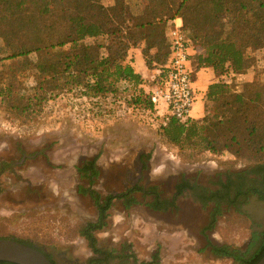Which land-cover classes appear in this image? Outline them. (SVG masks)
Instances as JSON below:
<instances>
[{"label": "trees", "instance_id": "obj_1", "mask_svg": "<svg viewBox=\"0 0 264 264\" xmlns=\"http://www.w3.org/2000/svg\"><path fill=\"white\" fill-rule=\"evenodd\" d=\"M103 1L0 0L7 21L3 24L0 19L3 106L33 121L43 105L60 96L85 99L91 107H98L99 116L105 111L102 105H110L108 100L112 98L113 104L121 102L129 108L158 112L162 136L179 149L239 155H245L244 149L255 151L259 157L254 159L259 164L251 172H239L237 180L228 173L227 180L220 183L222 191L199 195L204 206L216 203L204 233L215 229L223 202L235 207L240 198L251 193L264 199V190L254 185L264 186V86L245 84L237 93L220 79L250 70L254 66L252 53L264 49V0H114V5L108 7ZM177 16L183 19L185 35L191 42V62L196 60L198 68H213L217 76L205 94V99L216 103L217 108L214 116H204L203 123L200 119L180 123L161 112L150 99V90L166 76L170 56L166 34ZM135 51H141L148 71L153 72L149 81L134 67ZM29 79L34 86L26 85ZM98 159L96 156L77 166L90 184L87 189L79 185V193L90 196L98 211L97 220L80 228V235L93 253L88 264H104L117 257L114 250L100 247L97 236L109 227L114 199L119 198L103 197L91 188L101 175ZM150 160L148 154L146 161ZM252 174L263 180L248 179ZM191 184L183 175L171 199L162 198L157 187L135 186L128 191L131 201L127 208L137 203L132 195L139 192L150 199L146 203L150 209L170 211L176 208L179 197L193 189ZM204 237L206 244L201 252L210 250L217 259L257 264L264 257V232L253 235L246 249L215 244L205 234ZM257 245L256 252L250 255ZM46 256L57 264L50 255ZM125 258L135 264H160L159 250L151 256V262H139L134 254Z\"/></svg>", "mask_w": 264, "mask_h": 264}, {"label": "rangeland", "instance_id": "obj_2", "mask_svg": "<svg viewBox=\"0 0 264 264\" xmlns=\"http://www.w3.org/2000/svg\"><path fill=\"white\" fill-rule=\"evenodd\" d=\"M102 3L108 7L114 0ZM5 18L0 9L3 24L7 23ZM252 56L254 66L250 70L220 78L231 91L240 93L245 84L264 86V49ZM152 76L150 70L148 81ZM26 85L32 87L34 82L29 79ZM203 101L202 123L204 116H214L217 108L205 96ZM108 102L111 104L102 105L105 111L99 116L98 107H91L85 99L60 96L43 105L39 116L30 121L6 109L0 99V238L42 248L57 264H88L93 254L80 228L96 219L97 210L90 198L77 195L75 166L82 158L98 156L101 177L97 189L102 194L119 193L136 181L133 162L143 151L151 154V160L141 185L157 187L162 198L171 199L175 184L185 175L196 191L179 197L176 208L168 212H153L144 206L125 210L122 201H115L110 225L98 233V238L100 247L114 250L117 257L104 264H135L125 258L130 254L139 262H151L158 250L160 264H236L213 257L210 250L201 252L206 244L204 234L215 244L246 249L253 235L264 232V199L251 193L240 198L235 207L223 202L215 229L204 233L216 203L204 206L199 195L222 191L220 183L227 173L234 174L236 180V172H251L259 164L254 159L256 152L244 149L245 155H239L179 149L162 136L158 112L129 108L121 102L113 104L112 98ZM248 179L263 180L255 174ZM254 185L264 190V186Z\"/></svg>", "mask_w": 264, "mask_h": 264}, {"label": "built area", "instance_id": "obj_3", "mask_svg": "<svg viewBox=\"0 0 264 264\" xmlns=\"http://www.w3.org/2000/svg\"><path fill=\"white\" fill-rule=\"evenodd\" d=\"M166 39L170 51L168 69L164 80L150 90V99L161 112L186 124L194 119L199 92L191 67V42L185 35L181 17L172 20Z\"/></svg>", "mask_w": 264, "mask_h": 264}, {"label": "flooded vegetation", "instance_id": "obj_4", "mask_svg": "<svg viewBox=\"0 0 264 264\" xmlns=\"http://www.w3.org/2000/svg\"><path fill=\"white\" fill-rule=\"evenodd\" d=\"M38 153H36V155H37ZM148 156V154H147V152H143V151H139L138 152V154L136 155V157H135V159H134V162H133V165H134V167H135V169H136V171H137V173H138V175H137V179H136V181L134 182V183H130L129 185H127L126 187L127 188H125V190L123 191V192H119V193H114V192H110V191H107V193H105V194H102L98 189H97V185L99 184V182H98V180H100L99 178L101 177V175H100V177L97 179V182H96V184L94 185V186H92L91 188H93L94 190H97L103 197H107V196H109V195H113V196H117V197H119V198H116V199H114V202L115 201H117V200H119V201H122L123 202V206H124V208H125V210H129V209H131V208H133V207H138V206H144V207H146V208H148V209H150L147 205H146V203H147V201H146V199L147 198H145V196H144V194L143 193H136V194H134V196L132 195V197H134V199L137 201V203H135V204H133V205H131L129 208H127V205L130 203V201H131V194H129L128 193V191L129 190H131V189H133L135 186H139V187H143V188H145V189H148V188H150L151 186H149L148 184H144V185H141V180H142V178H143V173L148 169V167H149V161L147 162L146 161V157ZM26 159V157H24L23 158V161ZM89 159H91V158H89ZM88 158H82L81 160H79V162L77 163V165L75 166V169H76V172H77V185H76V193H77V195L78 196H82V197H88V198H90L91 199V201L93 202V204H94V206H95V203H94V201H93V199L90 197V196H85V195H83V194H81V193H79V190H78V186L79 185H81V186H83L84 188H89L90 187V184H89V181H88V179H86V178H83V175H81L80 173H79V171L77 170V166H82V165H84L85 164V162L87 161V160H89ZM146 167H147V169H146ZM228 174V173H227ZM227 174H226V180H227ZM238 175H240L239 173H237L236 172V176L238 177ZM233 178V177H232ZM225 180V181H226ZM237 180V179H236ZM224 181V182H225ZM180 181H178L176 184H175V187H176V185L179 183ZM192 185V187H193V189L190 191V192H195L196 191V186L194 185V184H191ZM175 187H174V190H175ZM138 197H140V199L138 198ZM113 205H114V203H113ZM95 208H96V206H95ZM113 208V207H112ZM96 210H97V208H96ZM112 210V209H111ZM150 210H152V209H150ZM153 212H160V211H154V210H152ZM168 212V211H167ZM97 218H98V211H97V217H96V219L95 220H97ZM95 220H91V221H95ZM88 222V221H87ZM97 236H98V234H97ZM82 237V236H81ZM83 238V237H82ZM84 239V238H83ZM85 240V239H84ZM86 241V240H85ZM99 242H100V240H99ZM87 243V242H86ZM88 246V245H87ZM89 248V247H88ZM40 249H42V248H40ZM42 251L45 253V254H47V255H50L48 252H46L44 249H42ZM92 252V251H91ZM93 254V253H92ZM153 255V254H152Z\"/></svg>", "mask_w": 264, "mask_h": 264}, {"label": "crops", "instance_id": "obj_5", "mask_svg": "<svg viewBox=\"0 0 264 264\" xmlns=\"http://www.w3.org/2000/svg\"><path fill=\"white\" fill-rule=\"evenodd\" d=\"M192 54H194L191 51ZM134 58V67L139 72L143 78L146 80L149 77V71L141 54V51H135L133 54ZM191 67L194 73V81L195 87L199 92V100L197 101L194 110H193V118L199 119L202 117L205 112L204 101L203 98L208 91V88L214 84L217 80L216 73L211 67H201L198 68L197 65L194 64V61L191 62ZM147 86H145V89ZM199 102V103H198Z\"/></svg>", "mask_w": 264, "mask_h": 264}, {"label": "water", "instance_id": "obj_6", "mask_svg": "<svg viewBox=\"0 0 264 264\" xmlns=\"http://www.w3.org/2000/svg\"><path fill=\"white\" fill-rule=\"evenodd\" d=\"M0 262L54 264L41 250L13 239H0ZM257 264H264V257Z\"/></svg>", "mask_w": 264, "mask_h": 264}]
</instances>
